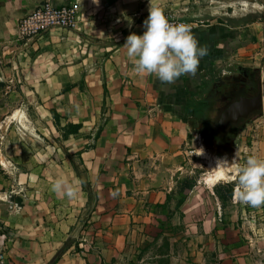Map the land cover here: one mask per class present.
I'll return each mask as SVG.
<instances>
[{
    "label": "crops",
    "instance_id": "1",
    "mask_svg": "<svg viewBox=\"0 0 264 264\" xmlns=\"http://www.w3.org/2000/svg\"><path fill=\"white\" fill-rule=\"evenodd\" d=\"M53 2L78 4L77 27L20 54V20L42 0H0V256L111 264L161 232L172 204L185 212L194 202L183 182L193 173L201 99L229 83L248 87L233 78L238 68L257 72L264 93V0H150L196 23L207 47L196 75L172 84L136 73L123 46L143 33L149 0ZM207 216L209 233L215 213Z\"/></svg>",
    "mask_w": 264,
    "mask_h": 264
},
{
    "label": "rangeland",
    "instance_id": "2",
    "mask_svg": "<svg viewBox=\"0 0 264 264\" xmlns=\"http://www.w3.org/2000/svg\"><path fill=\"white\" fill-rule=\"evenodd\" d=\"M247 11L260 13L261 9L250 5ZM249 71L244 70L243 75L238 68L233 78L256 88L252 80L258 78V73ZM245 73H252V79L245 78ZM217 99L218 96L201 99L195 154L189 164L193 173L183 182L184 191L194 190V202L187 203L185 212L178 211L175 203L172 204L167 216L170 220L161 232L111 264H264V205L239 202L234 196L237 181L229 179V173L225 172L220 180L214 176L223 170L217 169V164L225 159L231 161L235 156L240 165H244L250 155L264 159V108L259 116L230 136L219 137L213 131L216 117L213 104ZM176 211L179 214L175 216ZM194 211L195 218L191 216ZM209 212L215 216L208 233L204 229Z\"/></svg>",
    "mask_w": 264,
    "mask_h": 264
},
{
    "label": "clouds",
    "instance_id": "3",
    "mask_svg": "<svg viewBox=\"0 0 264 264\" xmlns=\"http://www.w3.org/2000/svg\"><path fill=\"white\" fill-rule=\"evenodd\" d=\"M99 3V0H95ZM119 22V21H118ZM129 25L133 23L129 18ZM142 34L128 35L123 45L127 55L134 58V71L152 75L163 82L172 84L186 74L195 76L200 60L207 55V47L200 45L190 25L173 24L158 6L149 0L147 18L143 21ZM229 173V179L236 180L235 198L246 205H264V159L250 155L244 165L225 159L218 162L217 169ZM64 182L57 180L53 185L61 191Z\"/></svg>",
    "mask_w": 264,
    "mask_h": 264
},
{
    "label": "built area",
    "instance_id": "4",
    "mask_svg": "<svg viewBox=\"0 0 264 264\" xmlns=\"http://www.w3.org/2000/svg\"><path fill=\"white\" fill-rule=\"evenodd\" d=\"M53 1L54 0H42V3L31 14L20 20L18 40L20 45L23 46V48L25 47V49L20 50V54L27 53L26 47L32 43V48H34L38 40L43 39L47 34L55 30H73L77 27L79 21L78 4L66 3L57 7L54 5ZM164 14L173 24L184 23L190 25L191 30L196 26V23L176 19L166 12H164ZM260 54L264 59V19ZM0 264H4V258L2 256H0Z\"/></svg>",
    "mask_w": 264,
    "mask_h": 264
},
{
    "label": "flooded vegetation",
    "instance_id": "5",
    "mask_svg": "<svg viewBox=\"0 0 264 264\" xmlns=\"http://www.w3.org/2000/svg\"><path fill=\"white\" fill-rule=\"evenodd\" d=\"M255 82V81H253ZM256 88L251 89L243 84L234 83L223 87L217 94V103L213 104L215 120L213 125L214 133L219 137H228L232 132L240 129L241 126L247 121L260 115L261 111L252 113L248 119H241L238 123L229 124L223 127V115L224 113L235 103L241 102L245 98H252L258 95L262 87L255 82ZM263 91V89H262Z\"/></svg>",
    "mask_w": 264,
    "mask_h": 264
},
{
    "label": "water",
    "instance_id": "6",
    "mask_svg": "<svg viewBox=\"0 0 264 264\" xmlns=\"http://www.w3.org/2000/svg\"><path fill=\"white\" fill-rule=\"evenodd\" d=\"M263 108L264 93L261 89L257 96L245 98L232 105L223 115V127L238 123L241 119H248L252 113L263 110Z\"/></svg>",
    "mask_w": 264,
    "mask_h": 264
},
{
    "label": "bare ground",
    "instance_id": "7",
    "mask_svg": "<svg viewBox=\"0 0 264 264\" xmlns=\"http://www.w3.org/2000/svg\"><path fill=\"white\" fill-rule=\"evenodd\" d=\"M214 176H215L216 180H220L225 176V171L221 170V171L217 172V174Z\"/></svg>",
    "mask_w": 264,
    "mask_h": 264
},
{
    "label": "trees",
    "instance_id": "8",
    "mask_svg": "<svg viewBox=\"0 0 264 264\" xmlns=\"http://www.w3.org/2000/svg\"><path fill=\"white\" fill-rule=\"evenodd\" d=\"M76 130H77V128H76ZM99 132H101V131H99ZM98 134H100V133H98ZM216 193L219 195L218 188H216ZM229 194H230V196L233 195V188H231V189L229 190ZM183 202H184V201H181V202L178 204V207H180V206L183 204Z\"/></svg>",
    "mask_w": 264,
    "mask_h": 264
}]
</instances>
